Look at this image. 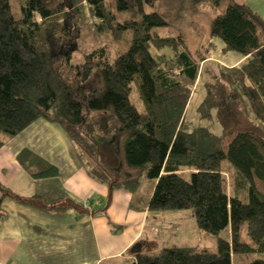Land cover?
<instances>
[{
	"label": "trees",
	"instance_id": "obj_1",
	"mask_svg": "<svg viewBox=\"0 0 264 264\" xmlns=\"http://www.w3.org/2000/svg\"><path fill=\"white\" fill-rule=\"evenodd\" d=\"M188 1L218 8L222 0ZM149 2L22 0L15 11L12 0H0V149L40 119L57 123L93 179L110 190L135 192L146 177L145 209L191 210L198 227L217 239L215 252L169 247L137 254L131 264H234L235 256L264 264V20L232 3L210 22V46L221 39L245 57L236 66L219 64L218 76L205 83L197 114L218 122L216 133L187 121L200 62L184 33L159 31L171 24L147 10ZM129 12L136 17H116ZM87 20L99 32L114 26L130 31L135 41L117 56L102 46L74 63L77 45L73 49L69 30ZM110 157L121 161L116 175L103 164ZM19 161L35 180L60 176L28 150ZM0 189L3 198L50 212L79 208L67 198ZM225 231L230 238L221 236Z\"/></svg>",
	"mask_w": 264,
	"mask_h": 264
},
{
	"label": "crops",
	"instance_id": "obj_2",
	"mask_svg": "<svg viewBox=\"0 0 264 264\" xmlns=\"http://www.w3.org/2000/svg\"><path fill=\"white\" fill-rule=\"evenodd\" d=\"M24 150L56 166L60 176L33 179L19 161ZM0 185L23 197L67 198L79 206L50 212L3 198L0 189V264H131L140 253L196 247L201 236L193 224L177 226L168 237L166 230L152 229L151 213L132 207L134 192L93 179L63 127L45 119L0 149ZM80 210L88 217H77Z\"/></svg>",
	"mask_w": 264,
	"mask_h": 264
},
{
	"label": "rangeland",
	"instance_id": "obj_3",
	"mask_svg": "<svg viewBox=\"0 0 264 264\" xmlns=\"http://www.w3.org/2000/svg\"><path fill=\"white\" fill-rule=\"evenodd\" d=\"M22 0H12V5L15 11ZM50 3H56L59 0H48ZM150 1L147 4V10L152 7L154 11L159 12L165 19L171 24L167 27L160 28L159 31L162 33H168L169 28L175 32L180 30L184 33L191 47L194 56L200 62V74L193 86V92L191 94L190 104L186 115L187 121L192 126H205L210 128L216 133L221 132V126L215 121H205L199 119L197 114V108L205 97V83L213 81L218 76L219 64L227 67L234 66L243 55L235 50H228L225 47L224 42L221 39H215V46H210L209 26L212 18L223 14L226 7L232 3H244L248 7L252 8L256 13L264 19V0H222L218 8L212 7L208 2H203L193 6L188 0H147ZM198 6V7H197ZM119 21H125L127 17L135 18L136 14L129 12L125 15H116ZM158 20V17L155 16ZM92 22L94 20H91ZM85 22L83 25H77L75 28H70V34L74 39V46L77 45L76 49L73 50L71 56L74 63L81 62L85 53L91 52L92 50L98 49L102 46L107 47L112 56H117L122 53L125 49L129 48L135 41L133 33L125 30H118L116 26L108 28L106 31L99 32L97 27H92V22ZM97 22V20H95ZM245 60V57H243ZM229 141V140H228ZM227 141V142H228ZM121 161L118 159L112 160V158H105L103 164L112 172L113 169L120 165ZM185 174L191 173V169H185ZM227 183L230 184L231 175L228 171L224 173ZM116 175V174H115ZM118 178V176H115ZM146 177L142 178V184L138 191H136L135 199L132 207H140L136 205H143V211L148 206L149 196L148 191L144 188ZM88 202V201H87ZM88 204V203H86ZM150 212V218L153 223L152 229L166 230L165 234L170 236L175 232L177 226L178 229L181 226L193 224L197 227L200 238L197 239L195 244L198 249H205L211 252L216 251L217 239L215 236L202 231L196 222L194 213L191 210H179L180 213L173 214L175 211H156ZM171 213V214H166ZM165 214V215H164ZM159 215V216H158ZM156 225V226H155ZM221 236L224 238H230L228 231L222 232ZM154 239L159 243L163 242L161 237H155ZM209 245V246H208ZM248 258L245 256H235L234 264H247Z\"/></svg>",
	"mask_w": 264,
	"mask_h": 264
}]
</instances>
